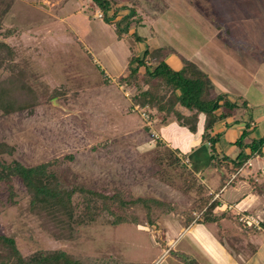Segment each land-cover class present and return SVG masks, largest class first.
Masks as SVG:
<instances>
[{"label":"rangeland","instance_id":"1","mask_svg":"<svg viewBox=\"0 0 264 264\" xmlns=\"http://www.w3.org/2000/svg\"><path fill=\"white\" fill-rule=\"evenodd\" d=\"M113 2L121 11L109 24L92 0H0V10L10 3L2 39L14 47L19 64L30 66L42 95L33 116L0 112V142L15 147L5 158L28 166L58 159L53 170L69 185L109 194L120 188L128 196L157 197L188 210L192 199L155 179L151 155L136 147L157 146L152 134L162 118L148 110L155 120L148 126L141 114L130 112L129 99L111 80L123 74L130 56L164 48L174 68L187 60L208 73L213 96H243L256 113L264 112V0ZM124 6L135 8L137 16L119 40L117 22L128 12ZM56 91L60 95L51 97ZM68 154L74 160H66ZM110 165L114 173L106 178ZM136 174L140 179H131ZM14 185L15 202L7 186L0 187V234L15 237L25 255L64 250L87 264H187L182 256L189 239L173 246L174 241L163 240L167 236L154 226L158 210L150 221L143 207H133L138 224L112 226L101 219L82 226L76 239L60 241L29 211L21 179L15 177Z\"/></svg>","mask_w":264,"mask_h":264},{"label":"trees","instance_id":"2","mask_svg":"<svg viewBox=\"0 0 264 264\" xmlns=\"http://www.w3.org/2000/svg\"><path fill=\"white\" fill-rule=\"evenodd\" d=\"M102 11L104 21L112 24L121 10L114 7L113 0H92ZM128 12L117 22L118 38L128 32L131 22L137 16L135 8L124 6ZM10 8L0 10V112L5 115L26 111L33 116L41 105L42 95L37 88V78L30 66L19 64L17 52L3 37V21ZM113 11L112 16H109ZM141 20V18H139ZM138 20V21H139ZM124 28H120V26ZM141 40L136 33L133 34ZM156 54L145 50L142 58L132 55L126 74L119 84L135 87L133 97L135 104L149 107L153 117L160 116L161 123L176 121L180 126L196 133L200 115H205L202 142L209 143L211 149V166L222 169V185H225L227 172H236L256 154L262 155L264 139L254 140L245 145L247 129L236 142L241 148L239 156L232 160L216 152L218 136L212 134L216 123L233 115L238 109L247 107L243 97L231 99L225 93L212 95L213 83L208 73L195 63L185 60L180 70H175L165 59L164 48L157 49ZM155 66L151 67V63ZM4 74H6L4 76ZM60 95L59 91L51 95ZM250 149V153L246 150ZM155 152L150 157L152 176L185 196L192 199V207L182 210L176 204L157 197L128 196L124 190L117 189L109 194L106 191L87 187L83 184H67L62 175L53 170L60 160L43 162L28 166L18 159L8 161L6 155L13 156L15 147L0 142V187L7 186L9 200L15 202L16 187L14 178L18 177L24 184L30 197L29 211L38 217L40 225L55 240L72 241L79 235V229L104 219L107 224L119 226L136 224L132 216L133 207H143L151 221L154 210H158L157 220L174 214L186 228L192 223H214L221 220L218 210L221 202L214 200L209 187L197 174L185 164L179 151L157 143ZM74 160V154L65 156ZM253 187L259 185L251 182ZM0 200V206H1ZM155 220V223L156 221ZM138 224V223H137ZM187 264L196 262L182 256ZM0 264H87L86 260L64 250H38L25 255L20 250L15 237L0 234Z\"/></svg>","mask_w":264,"mask_h":264},{"label":"crops","instance_id":"3","mask_svg":"<svg viewBox=\"0 0 264 264\" xmlns=\"http://www.w3.org/2000/svg\"><path fill=\"white\" fill-rule=\"evenodd\" d=\"M166 61L170 64L168 59ZM183 66L184 62L178 68L172 67L180 70ZM127 68L128 65L123 74L112 79L111 83L117 85L124 92V96L129 99L130 112L141 114L135 108L146 107L134 103L135 87L118 82L126 74ZM230 98L234 99V97ZM243 99L247 101V107L240 108L233 115L219 121L212 130V134L218 136L215 145L216 152L232 160H235L241 152L236 142L247 126L249 135L244 139L245 145L254 140L264 139V112L256 113L249 101ZM205 118L204 114L200 115L196 133L190 132L176 121L162 124L154 132L157 133L159 142L173 150H178L182 161L209 187L210 194L214 195L213 199L221 202L218 212L223 217L218 222H194L185 228L179 218L172 214L163 216L156 223L154 222V226L158 232L163 231L165 237L167 236L165 239L162 237L163 240L174 241L172 246L175 243L179 244L183 239H189V244L184 245L183 248L184 256L194 260L197 264H264V147L262 155L256 154L238 171L228 173L225 167L227 180L225 185H222V176L225 173L221 172L222 169L211 166L210 144L202 142ZM136 147L141 153L146 149V153L149 152L152 156L156 142L151 144L141 142ZM246 152L250 153V149ZM112 169L111 165L105 168L103 176L111 177L114 173ZM123 170L126 171L125 168ZM134 178L140 179L137 174L131 177V179ZM143 179L141 177V180ZM251 182L259 186L253 187ZM228 207L232 208L228 210ZM238 214L254 215L260 221L261 228L249 227L240 222ZM213 225L217 227V231Z\"/></svg>","mask_w":264,"mask_h":264},{"label":"built area","instance_id":"4","mask_svg":"<svg viewBox=\"0 0 264 264\" xmlns=\"http://www.w3.org/2000/svg\"><path fill=\"white\" fill-rule=\"evenodd\" d=\"M100 18L103 17V15H99ZM149 107L147 106L146 108L141 109L140 107H136L135 110L140 111L142 117L144 120L147 121V125L151 126L154 123V120L148 113ZM152 136L156 137L158 139V135L156 132L153 131ZM232 207H228V210H230ZM240 222L244 223L245 225L249 227H256V228H261L260 226V221L251 214H238Z\"/></svg>","mask_w":264,"mask_h":264}]
</instances>
